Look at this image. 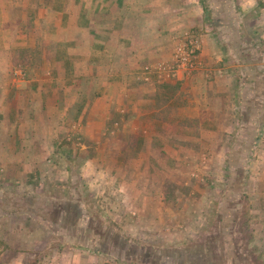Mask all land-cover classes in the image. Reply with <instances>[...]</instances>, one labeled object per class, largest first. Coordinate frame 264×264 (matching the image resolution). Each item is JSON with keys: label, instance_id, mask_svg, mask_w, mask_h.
<instances>
[{"label": "rangeland", "instance_id": "rangeland-1", "mask_svg": "<svg viewBox=\"0 0 264 264\" xmlns=\"http://www.w3.org/2000/svg\"><path fill=\"white\" fill-rule=\"evenodd\" d=\"M23 1L15 3L24 5ZM197 1L221 35L228 73L235 78L230 96L221 98L223 105L215 110L223 120L217 126L212 122L215 116L207 115L213 126L199 128L198 122L184 120L187 128L174 129L176 120L171 119L174 125L164 130L167 140L160 138L161 148H171L170 155L158 147L154 165L151 162L142 175L126 179L132 189L136 184L143 188L142 195L132 194L128 187L125 190L113 176L105 181L100 178L95 187L91 186L81 170L84 163L73 155L63 156L62 144L44 149L41 172L26 163L28 189L8 195L10 201L2 198L0 206L4 212H27L26 217L42 223L46 230H41L40 238L47 243L48 261L54 256L53 250H58L69 255L96 253L105 264H264V149L259 145L264 140V0ZM35 20L15 18L14 23L21 27L13 49L17 65L39 63L54 50L49 26L48 34L31 33L30 23ZM23 22L27 29L21 26ZM186 32L197 40L194 28L173 39ZM173 53L166 63L173 62ZM177 88L171 85L164 89ZM118 132L111 129L110 137ZM173 133L177 134L176 142L169 139ZM135 140L129 141L132 153L128 158L135 157ZM256 149H260L258 154ZM151 150L145 147L142 152ZM131 162L124 166L134 174ZM1 164L7 167L0 162V189L5 187L3 177L8 174ZM117 168L112 163V169ZM138 202L141 209L134 206ZM68 203L73 207L66 213L69 224H77L66 229L56 212ZM5 235L15 246L7 253L8 261L25 264L28 255L24 252H28L30 264L44 258L34 252L38 234L28 237L2 226L0 236ZM199 244L204 245L202 250ZM4 245L2 241L0 247ZM16 252H23L20 258ZM55 260L69 262L65 257L55 256Z\"/></svg>", "mask_w": 264, "mask_h": 264}, {"label": "crops", "instance_id": "crops-1", "mask_svg": "<svg viewBox=\"0 0 264 264\" xmlns=\"http://www.w3.org/2000/svg\"><path fill=\"white\" fill-rule=\"evenodd\" d=\"M15 1L0 0V162L7 164L1 165L8 171L0 202L27 188L26 163L41 172L44 149L56 144H62L63 156L73 155L84 163L81 170L91 186L113 176L130 191L126 179L137 178L154 163V153L163 145L160 138L167 140L164 130L174 125L171 119L176 120L174 129L187 128L184 120L198 122L199 128L213 126L209 115L215 116L212 122L217 126L223 120L215 110L222 107L221 98L230 96L235 78L228 73L221 35L197 0H24V5ZM16 17L36 19L30 23L32 34H48L50 27L54 50L39 63L15 64L13 49L20 27L14 23ZM21 26L28 28L25 22ZM191 28L198 31L197 46L204 62L199 71L179 73L163 83L144 81L139 69L171 61L178 40L173 37ZM171 85L177 90L164 89ZM113 127L119 132L110 137ZM176 137L173 133L169 139L176 142ZM131 138L136 139L134 158L127 157ZM259 145L264 149V140ZM145 147L153 151L142 152ZM161 149L170 155V147ZM130 161L134 174L124 166ZM112 163L118 168L112 169ZM143 191L136 184L131 193ZM134 206L141 209L139 202ZM26 215L4 212L0 206V233L3 226L28 237L38 234L34 252L44 257L38 264H60L55 256L65 257L67 264H105L96 253L69 255L56 249L48 261L47 243L40 238L46 228ZM2 241L0 262L17 264L8 261L7 253L15 248L8 235L0 236V245ZM21 253L14 254L20 258ZM24 254L28 255L25 264H30L28 252Z\"/></svg>", "mask_w": 264, "mask_h": 264}, {"label": "built area", "instance_id": "built-area-1", "mask_svg": "<svg viewBox=\"0 0 264 264\" xmlns=\"http://www.w3.org/2000/svg\"><path fill=\"white\" fill-rule=\"evenodd\" d=\"M175 46L172 63L161 62L144 65L142 71L144 81H168L176 78L179 73L190 74L201 68L203 60L197 46V40L191 32H186L179 37Z\"/></svg>", "mask_w": 264, "mask_h": 264}, {"label": "trees", "instance_id": "trees-1", "mask_svg": "<svg viewBox=\"0 0 264 264\" xmlns=\"http://www.w3.org/2000/svg\"><path fill=\"white\" fill-rule=\"evenodd\" d=\"M14 62L17 65L15 60H14ZM257 97H258V95H257ZM246 108H249V106H246ZM242 114L244 115V119L245 120H247V121L250 120L249 116L246 118V116H247L246 113H242ZM71 206L72 205L70 203H68L65 206H61L60 209H58L57 212H56L57 215H59V220L63 223V226H66V227H64L66 229H69L70 226H73V223H75V222H73L72 224H69V223H71V220H70L69 216H67V214H66L69 211H71V209L73 208ZM75 224H77V223H75ZM99 227H101V226L99 225ZM199 245H200L199 249L202 250L204 248V245L203 244H199ZM197 255L199 256V254H197Z\"/></svg>", "mask_w": 264, "mask_h": 264}]
</instances>
